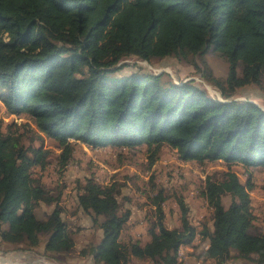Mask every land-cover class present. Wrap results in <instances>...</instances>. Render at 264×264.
<instances>
[{
	"label": "trees",
	"instance_id": "16d2710c",
	"mask_svg": "<svg viewBox=\"0 0 264 264\" xmlns=\"http://www.w3.org/2000/svg\"><path fill=\"white\" fill-rule=\"evenodd\" d=\"M210 50L228 65L225 80L207 74L221 93L212 96L195 80L176 83L148 71L119 74L132 57L152 62L176 57L196 64ZM264 81V0H0V98L9 115L26 114L45 137L58 142L61 169L74 156L71 139L92 148L146 145L150 167L164 146L185 162H240L264 172V108L239 99V89ZM0 127V236L32 246L48 235L46 248L69 253L75 242L60 202L41 176L53 151L25 142ZM42 139V138H41ZM44 140V138H43ZM232 170L208 178L202 190L213 211L207 256L226 262L232 252L264 264V233L254 231L250 189ZM78 204L103 231L83 250L97 263L129 264L132 258L180 264L181 246L194 239L182 197V229L159 218L151 239L125 244L121 235L131 211L119 201L118 184L89 177L77 186ZM230 195L227 208L223 197ZM166 197L155 203L160 217ZM56 207L38 218L41 205Z\"/></svg>",
	"mask_w": 264,
	"mask_h": 264
},
{
	"label": "rangeland",
	"instance_id": "374dc122",
	"mask_svg": "<svg viewBox=\"0 0 264 264\" xmlns=\"http://www.w3.org/2000/svg\"><path fill=\"white\" fill-rule=\"evenodd\" d=\"M128 64L119 74L133 72H153L163 74L165 80L176 83L195 80L209 93L222 98L220 91L207 79V74L225 80L228 65L214 50L198 57L196 64L188 63L176 57H167L152 62L136 57L125 59ZM236 96L248 99L264 108V81L259 85H250L239 89ZM12 130L21 134L25 142L33 140L36 146H44L53 151L48 167L44 170L36 167L33 173L41 176L44 184L55 193L63 190L60 202L63 218L67 224L75 246L69 253H58L46 248L48 235H42L39 245L32 246L28 242L14 244L5 242L0 236V264H103L97 263L91 254H83V250L97 245L103 238V231L94 221L92 215L85 213L78 204L77 186H83L86 178L93 177L105 184H118V197L124 210L131 211V217L122 232L121 241L125 244L139 241L145 244L150 241L149 231L159 218L168 229H182V210L178 198L185 199L189 207V220L197 229L194 239L184 243L179 251L180 264H217L219 261L206 255L208 239L201 232L205 224L213 227V211L208 205L202 190L207 186V179L222 180L229 170L238 174L241 181L249 183L254 213V231L264 233V172L262 169L248 168L240 162L227 163L217 161L201 165L197 162L182 161L176 150L164 146L155 164L150 167V152L144 145L133 151L129 149L92 148L71 139L74 144V156L64 169L60 168L57 155L62 152L57 141L45 137L35 124L24 113L9 115L0 98V127L3 131L12 125ZM42 138V139H41ZM44 138V140H43ZM167 199L162 203L163 215L160 217L155 203L161 194ZM225 207L232 203V197H223ZM56 205L41 204L36 209L40 219H46ZM232 256L222 264H254L249 260ZM129 264H157L153 260L132 258Z\"/></svg>",
	"mask_w": 264,
	"mask_h": 264
}]
</instances>
